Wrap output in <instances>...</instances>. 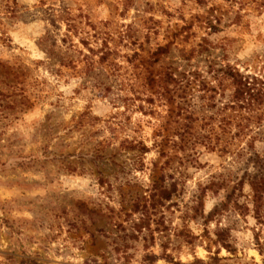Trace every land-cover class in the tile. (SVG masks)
I'll list each match as a JSON object with an SVG mask.
<instances>
[{
    "label": "rangeland",
    "instance_id": "rangeland-1",
    "mask_svg": "<svg viewBox=\"0 0 264 264\" xmlns=\"http://www.w3.org/2000/svg\"><path fill=\"white\" fill-rule=\"evenodd\" d=\"M0 264H264V0H0Z\"/></svg>",
    "mask_w": 264,
    "mask_h": 264
},
{
    "label": "trees",
    "instance_id": "trees-1",
    "mask_svg": "<svg viewBox=\"0 0 264 264\" xmlns=\"http://www.w3.org/2000/svg\"><path fill=\"white\" fill-rule=\"evenodd\" d=\"M248 76H244L241 73L238 74L239 87L234 91L233 97L239 102L257 103L263 97V88L255 87L256 79Z\"/></svg>",
    "mask_w": 264,
    "mask_h": 264
}]
</instances>
